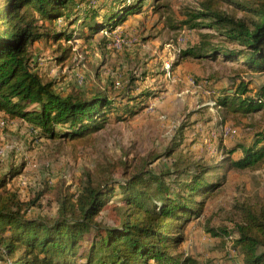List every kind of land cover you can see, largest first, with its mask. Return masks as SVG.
Listing matches in <instances>:
<instances>
[{"label":"trees","instance_id":"trees-1","mask_svg":"<svg viewBox=\"0 0 264 264\" xmlns=\"http://www.w3.org/2000/svg\"><path fill=\"white\" fill-rule=\"evenodd\" d=\"M148 1L0 0V120L25 123L37 144L64 140L75 148L92 142L109 120L127 121L135 116V107L144 105L149 94L134 100L125 93L112 98L81 88L59 92L57 81L42 75L36 46L51 49L55 64L65 67L76 55L73 41L79 31L88 43L102 32L99 44L109 46V35L132 15L144 13ZM224 2L233 4L234 10H223ZM199 4L185 12L180 26L209 29L221 41H212L215 34L200 33L181 57H221L263 73L264 0H200ZM252 85L238 77L221 86L218 106L240 114L264 109V83L254 90ZM175 147L177 152L180 146ZM226 153L215 166L179 153L161 172L146 166L132 171L128 162H122L120 178L110 164L98 174L85 172L78 190L65 184L61 187L57 214L51 218L29 214L33 206L40 205L44 192L23 200L11 185L25 163L11 164L0 174V262L200 264L180 250L185 231L202 214L205 199L226 183L229 171L250 168L264 159V132L255 133L250 141H236ZM216 171H223V176L214 177ZM235 207L241 222L234 231V247L239 248L243 264H264V199ZM107 210L112 216L108 222L102 219ZM225 231L216 230L214 235Z\"/></svg>","mask_w":264,"mask_h":264},{"label":"rangeland","instance_id":"rangeland-1","mask_svg":"<svg viewBox=\"0 0 264 264\" xmlns=\"http://www.w3.org/2000/svg\"><path fill=\"white\" fill-rule=\"evenodd\" d=\"M199 1L149 0L144 13L132 15L109 35V46L99 44L102 32L88 43L79 31L80 38L73 41L76 55L65 67L55 64L51 49L36 46L40 50L35 57L39 69L45 80L57 81L59 92L68 94L81 88L88 94L102 91L112 98L120 93L134 100L145 94L150 97L144 105L137 104L135 116L127 121L109 120L93 135L92 142L75 148L64 140H42L37 144L31 140L28 125L3 120L0 174L11 164L24 162L23 172L14 178L11 187L25 201L44 192L40 205L33 206L29 214L55 217L61 187L65 184L78 190L85 172L98 174L107 164L115 167L117 178L122 177V162L130 163L132 171L146 166L161 172L179 153L215 166L236 141H250L255 133L264 132V109L240 114L230 113L218 103L212 109L208 105L212 100L217 102L221 86L230 85L238 77L249 80L256 89L264 83V72L254 73L241 62L221 57H181L183 49L199 40L200 33L215 34L212 41H221L209 29L180 26L185 12L199 7ZM234 8L231 3H222L223 10L231 12ZM228 129L235 132L225 135ZM177 144L180 147L176 152ZM239 154L240 151L233 156ZM223 174L213 173L216 178ZM226 175V183L205 199L202 214L189 223L180 247L181 252L195 257L200 264H243L239 248L234 247V231L241 222L235 206L264 199V159ZM111 217L107 210L102 219L108 222ZM219 229L226 231L214 235Z\"/></svg>","mask_w":264,"mask_h":264},{"label":"built area","instance_id":"built-area-1","mask_svg":"<svg viewBox=\"0 0 264 264\" xmlns=\"http://www.w3.org/2000/svg\"><path fill=\"white\" fill-rule=\"evenodd\" d=\"M118 41V40H117ZM217 102L215 100H212L208 103V105H210V108H214L216 106ZM5 122L3 120H0V126H4ZM230 132L234 133L235 129H228L225 130V135L229 134Z\"/></svg>","mask_w":264,"mask_h":264}]
</instances>
